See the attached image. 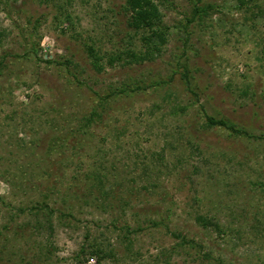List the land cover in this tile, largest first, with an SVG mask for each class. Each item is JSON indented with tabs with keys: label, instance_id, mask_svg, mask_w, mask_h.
<instances>
[{
	"label": "rangeland",
	"instance_id": "374dc122",
	"mask_svg": "<svg viewBox=\"0 0 264 264\" xmlns=\"http://www.w3.org/2000/svg\"><path fill=\"white\" fill-rule=\"evenodd\" d=\"M195 1L158 2L161 53L111 67L145 51L125 0H0V264H264V0ZM43 200L71 215L49 228Z\"/></svg>",
	"mask_w": 264,
	"mask_h": 264
},
{
	"label": "trees",
	"instance_id": "16d2710c",
	"mask_svg": "<svg viewBox=\"0 0 264 264\" xmlns=\"http://www.w3.org/2000/svg\"><path fill=\"white\" fill-rule=\"evenodd\" d=\"M171 1L172 0H125L124 9L129 15L127 25L135 32L141 31L144 33L142 36V42L145 51L143 53H135L133 50L129 49L126 52H122L120 54L110 55L107 58V63L109 66L113 67L114 64H116L117 62H121L123 60H125L124 64L126 65L132 63H143L146 60L154 59L155 56H158L161 53V50L163 49V47L167 42L168 27L164 25L163 15L160 11L159 3L164 4V3H170ZM197 1L199 0H196L193 3V8H192L193 11L191 13V17L189 18L190 20L192 19L191 21L196 20V18L202 19L207 12L214 11L216 9V7H214L211 4H207L206 6L197 4ZM235 1L238 3V8L240 10L243 9L247 11H253L254 8H256L257 13L262 14V11L259 8L257 0H235ZM252 13L253 12H251V14ZM252 17L255 18L257 16H255L254 14ZM190 20L188 21L191 22ZM87 51L92 57V65L94 69L100 72L102 70L101 57H99V55L95 53L92 46H88ZM35 53H37V50L35 51ZM2 60H0V68H2L3 66ZM42 62L47 64H54V60L51 59L49 55H46V58H42ZM66 63L69 64L70 61H66ZM158 84L159 83H157V85ZM137 89L140 90V88ZM119 92H118L119 94H123L124 96L129 95L128 91L123 89L120 90ZM130 92L131 90L129 91V93ZM112 93L115 96L117 95V93H115L114 91ZM97 97H98L97 98L98 104L96 107H94L91 110L90 116L84 121V123L80 125L77 131L70 132L69 134L83 131L84 129L88 128L90 124L93 121H95V119L100 118L101 113H97L96 109L98 108V106L103 107V104L110 98L107 95L105 97L97 95ZM205 127L225 128L229 131L231 135L235 137H245V138L251 137V135H249L245 129L240 128L232 121L223 118L216 119L212 116L205 115ZM69 134L65 137V139L57 140V142H55L52 145L53 149L51 150L50 154L54 153L55 147L58 148L61 146L63 140H66L67 137L70 136ZM93 176H94L93 180L95 181L94 184H92V186H95L98 189L100 188L99 190H101L102 188L100 187V185H102L103 183L102 176H100L99 173H96ZM103 193L104 192H102V194ZM23 211L24 210L22 209L20 210V212ZM30 211H34L36 215H43L47 217L49 228H52V223L50 220L53 214H57L58 216H63V217H68L71 215L70 213L65 214L58 209H49L45 200H43L41 204H37L36 206L31 207ZM200 220L203 219L200 218ZM127 230L129 231L128 227ZM128 233L129 232H127V234ZM173 236L175 239L180 240L179 243L180 246L190 247V248L194 247L191 246L190 243L185 238H182L180 235L173 234ZM125 238H127V240L130 241L128 235ZM89 247H90L89 248L90 251L88 255L96 257L97 263L100 262L102 259L106 258L107 256L111 255L110 251L105 252L103 247L98 244L91 245ZM85 253H86L85 248H82L77 256L80 258L81 256H84Z\"/></svg>",
	"mask_w": 264,
	"mask_h": 264
}]
</instances>
